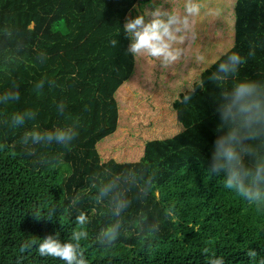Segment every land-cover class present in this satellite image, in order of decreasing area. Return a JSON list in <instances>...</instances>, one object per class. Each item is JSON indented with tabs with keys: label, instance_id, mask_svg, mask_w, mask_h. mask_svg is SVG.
<instances>
[{
	"label": "trees",
	"instance_id": "obj_1",
	"mask_svg": "<svg viewBox=\"0 0 264 264\" xmlns=\"http://www.w3.org/2000/svg\"><path fill=\"white\" fill-rule=\"evenodd\" d=\"M140 2L148 0H0V94L12 90L13 83L20 93L19 101L0 104V264H64L40 256L35 246L20 249L25 241L48 235L67 241L81 212L89 220V238L82 241L88 264H208L213 253L224 264H256L246 255L249 248L258 259L264 257V212L225 189L224 174H211L210 162L194 155L151 170L154 188L147 199H133L121 215L118 240L111 248L97 243L113 218L91 198L90 178L146 166L142 159H101L96 147L118 125L115 93L135 65L126 54L129 40L122 25ZM234 51L242 56L254 52L237 79L264 81V0H236ZM42 52L47 59L39 63ZM45 78L55 85L46 83L37 92L35 84ZM60 102L66 105L64 116L56 111ZM25 110L36 116L22 127L4 123ZM72 121H78L79 134L70 146L38 148L40 164L23 154L25 132ZM36 211L48 219L35 220L31 213ZM155 223H160L157 238L141 244L139 230Z\"/></svg>",
	"mask_w": 264,
	"mask_h": 264
},
{
	"label": "clouds",
	"instance_id": "obj_2",
	"mask_svg": "<svg viewBox=\"0 0 264 264\" xmlns=\"http://www.w3.org/2000/svg\"><path fill=\"white\" fill-rule=\"evenodd\" d=\"M165 9L156 0H148V5L134 18H127L123 27V35L129 40L126 54L134 61L150 60L156 62L162 70H167L181 61L191 59L196 64H205L207 57L199 51L193 52L190 44L196 39V21L201 16L221 17L225 8L214 3V0H182V7ZM236 0H231L234 7ZM121 33H119L120 35ZM10 35V33H9ZM116 46L118 41H110ZM254 55L249 51L247 56ZM247 56L235 51H225L222 59L216 64L208 80L215 83L222 91L218 97L215 112L219 123L217 135L213 142L209 172L219 176L223 173V187L234 192L254 206L257 213L264 212V81L252 79H237L240 67L247 63ZM15 63L14 55L8 57ZM47 59L42 52L36 61L44 63ZM229 80L233 83L230 88L223 86ZM55 85L54 80L41 79L35 84L37 92L45 87ZM204 81L199 86L203 88ZM196 86L190 87L183 95L182 103H188ZM20 99L18 85L13 83L12 90L0 94V104L8 105ZM66 105L60 102L56 105L58 115H65ZM36 113L31 110L14 112L4 123L13 128L22 127L26 121L33 120ZM78 121H72L64 126H56L49 130L33 129L21 137L20 144L23 154L32 157L33 163L43 161L38 156V148H46L54 144L68 147L78 136ZM155 184V174L147 175V166L140 169L129 168L123 174L103 172L90 178V187L95 190L92 199L97 205H105L108 214L113 218L97 236V243L111 248L121 235L120 217L133 203V199H147ZM135 189V193H133ZM130 193L132 194L130 196ZM75 204L76 201L74 200ZM54 211V210H53ZM171 215V211L168 213ZM39 221L47 218L39 211L31 213ZM48 219V218H47ZM88 217L81 212L75 217V227L69 239L62 242L56 235H48L41 240L25 241L21 252L36 247L42 257L59 259L64 264H88L82 251V241L89 238L86 226ZM138 239L141 244L150 245L160 232V223L141 228ZM209 249H203L206 256ZM246 255L256 264H264V257L249 248ZM208 264H224L222 257L214 253L209 256Z\"/></svg>",
	"mask_w": 264,
	"mask_h": 264
},
{
	"label": "rangeland",
	"instance_id": "obj_3",
	"mask_svg": "<svg viewBox=\"0 0 264 264\" xmlns=\"http://www.w3.org/2000/svg\"><path fill=\"white\" fill-rule=\"evenodd\" d=\"M169 2L173 7H182V0ZM214 3L226 9L223 18L201 16L194 21L197 36L190 44L193 52H202L207 57L205 64H196L186 58L162 70L156 62L135 61L133 73L115 93L119 107L117 128L96 145L101 159L114 157L122 162L137 161L145 155L147 169L152 173L169 167L177 155L193 154L194 145H197L207 158L199 154L194 156L211 162L213 142L220 134L216 131L219 117L215 108L221 90L208 80V76L215 71L225 51H234V17L223 0H214ZM156 4H163L165 9L171 7L166 0H156ZM146 5L148 2L137 3L134 11L125 16V21L140 14ZM227 10L229 19L225 18ZM201 81H204L203 88L198 87ZM194 86L192 99L182 103L183 95ZM150 132H155L159 138L154 139L157 147L149 140ZM194 134L204 137L195 139ZM160 153L162 158L158 157Z\"/></svg>",
	"mask_w": 264,
	"mask_h": 264
},
{
	"label": "crops",
	"instance_id": "obj_4",
	"mask_svg": "<svg viewBox=\"0 0 264 264\" xmlns=\"http://www.w3.org/2000/svg\"><path fill=\"white\" fill-rule=\"evenodd\" d=\"M223 2H224V4L226 5V7L227 8H229V12L231 13V17H234V7L232 6V4H231V0H229L228 1V3H226V1H224L223 0ZM231 4V5H230ZM235 6V5H234ZM226 13H227V15H226V19H229V13H228V10L226 11ZM225 16V15H224ZM223 18V15L221 16V17H219V20H221ZM233 23H234V21H233ZM151 133V134H150ZM149 133V140H152V145H155V147H157V145H156V142H155V140L154 139H159L158 138V136H155V132H150ZM157 135V134H156ZM187 136H185L184 138H182V139H185ZM194 137H195V139L197 138V139H203V134H200V135H195L194 134ZM205 139V138H204ZM148 140V141H149ZM141 142H142V140H141ZM191 146V145H190ZM194 146H196V148H195V152L192 154V152L191 153H188V154H185V153H183L184 155H182V156H176V159H175V161L176 162H179V161H181L182 159H184L186 156L185 155H197V154H199V155H203L205 158H207V155H206V153L204 152V150L200 147V146H197V145H194ZM181 148V147H180ZM176 150H178V147H177V149ZM161 151V150H160ZM178 153V152H177ZM143 154H145V153H143ZM142 154V155H143ZM144 157H145V155L144 156H142V157H140V159H142L143 161H147V158H146V160L144 159ZM158 157H160V158H162L161 157V153H160V155H158ZM148 159H150V158H148ZM158 160V159H157ZM175 161H173V162H171V164H170V166L173 164V163H175Z\"/></svg>",
	"mask_w": 264,
	"mask_h": 264
}]
</instances>
